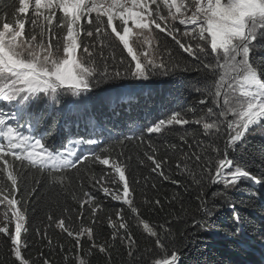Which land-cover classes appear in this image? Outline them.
<instances>
[{"label": "snow or ice", "instance_id": "obj_1", "mask_svg": "<svg viewBox=\"0 0 264 264\" xmlns=\"http://www.w3.org/2000/svg\"><path fill=\"white\" fill-rule=\"evenodd\" d=\"M5 12L0 17V236L9 242V256L15 264H53L42 253L36 259L23 254L29 247L27 241L22 244V232H27L29 223L28 204L38 187L83 189L86 179L105 197L127 205L129 215L125 216L123 208L115 211V219L109 214L110 242L96 243L94 225L103 204L91 191L77 195L73 190L71 198L78 207L59 206V215L46 217L48 227L54 225L70 238L71 247L55 245L65 253V264H89L81 255L68 254L81 250L84 236L90 244L85 255L93 249L109 254V248L119 243L135 264H179L181 249L171 228L144 220L135 206L132 184L140 180L128 178L132 157L122 150L127 141H138L137 148L142 145L146 150L137 153V165L148 166L151 173L169 181L164 165L171 156L159 159L150 138L176 126L196 124L204 137L180 131L179 145L171 144L168 149L179 156L177 171L190 177L198 189L201 218H192L194 226L204 227L213 215L206 187L223 186V192L212 194L215 197L246 181L264 195V177L229 156L254 128L264 125V57L254 55L258 44L264 49V0H14L5 5ZM161 34L165 41L159 39ZM167 38L177 46L179 56L168 47ZM185 56L188 59L181 61ZM189 68L205 85L196 89L204 97L199 104L211 105L202 116L190 120L186 117H196L195 110L172 111L100 152H80L81 145L97 144L91 138L72 141L62 149L50 147V133L39 128L46 112L31 111L34 103L45 98L48 107H54L61 93L80 97L102 84L147 80ZM89 162L108 171L86 177L82 169L92 171ZM30 170L40 178H30ZM170 182L181 184L180 180ZM184 187L189 190L188 185ZM142 203L161 205L158 198H145ZM83 217L91 219L93 226L84 227ZM133 220L152 239V249L140 252L136 247ZM74 221H80L75 230L71 227ZM47 233V228L35 229L36 236L47 240L52 250Z\"/></svg>", "mask_w": 264, "mask_h": 264}, {"label": "trees", "instance_id": "obj_2", "mask_svg": "<svg viewBox=\"0 0 264 264\" xmlns=\"http://www.w3.org/2000/svg\"><path fill=\"white\" fill-rule=\"evenodd\" d=\"M12 3L14 0H0V17L6 14L5 5ZM10 12L11 9H7L9 21L12 19ZM159 39L165 41L163 34ZM261 42L264 43V41ZM166 43L179 56V50L171 38H167ZM257 48L255 57H264V49L260 48L259 44ZM117 51L119 54V49ZM124 55L126 56L127 53L125 52ZM184 59L188 58L181 57V61ZM183 66L181 63L182 68ZM135 80L137 79L114 81L92 89L85 94L89 100L88 105L78 107L81 109L73 113L62 112L59 108H49L46 101L33 104L31 106L33 113L46 112L39 128L41 131L50 133L47 139L48 145L54 149H62L72 141L91 138L96 139L97 144L81 145L80 152H100L101 149L123 139L124 136L138 134L141 127L146 128L150 123L170 115L172 111L195 110L196 117L192 115L186 117L192 120L202 116L206 108L211 106L199 104L204 97L196 89H202L205 85L200 75L192 68L186 72L177 71L168 76L150 77L145 80L146 86L143 87V91L117 93L110 102L105 99L111 90L123 84H133ZM117 90L121 88L115 91ZM180 131H186L189 136L195 135L204 139L201 135L202 129L196 124L185 125L182 129L176 126L163 135L152 134L150 138L158 150L156 155L159 159L171 156L168 163L164 165L165 173L170 176V180H180L179 186L171 183L170 180H163L158 174L151 173L150 167L137 165V153L146 150L142 145L137 148L138 141H127L122 149L126 156L132 157L128 178L140 180L139 184L133 183L132 187L136 190L134 204L139 207L141 217L152 224H165L171 228L172 236L181 249L179 264H264V195L260 194L258 186L241 181L230 188L225 195L215 197L212 194L223 192V186L206 187L208 206L212 208L213 215L207 219L204 227L192 224V218L197 220L201 218V213L198 211L199 201L196 199L198 189L190 177L177 171L176 163L179 156L173 155L168 150L171 144L179 145L178 132ZM229 156L246 165L253 174L264 177V125L254 128L245 143L235 152H230ZM89 166L92 167L90 162ZM82 171L88 177L93 173L99 176L108 169L97 164L92 167V171L87 169ZM28 174L30 178H40V174L35 170H30ZM145 178H147L146 183ZM153 184L155 188L152 187ZM185 185H188V191H185ZM73 190L77 195H80L82 191H91L95 194L97 201L103 204V210L97 213L99 222L94 225L96 243L110 242L112 229L107 224L109 214L115 219V211L123 208L125 216L129 215L127 205L105 197L101 191L92 188L87 179L83 189L70 186L68 190H62L41 185L28 204L29 223L27 232H22V244L27 241L29 245L26 250H23L26 257L36 259L42 253L53 264H65L63 260L65 253H62L55 245L59 242L71 247L70 238L54 225L48 227L49 222L46 217L50 213L59 215V206L78 207L71 198ZM145 198L150 201L158 198L161 205H144L142 201ZM232 205H235V208ZM237 215L239 220L236 219ZM82 219L84 227L93 226L92 220L88 217ZM132 225L133 235L137 241L136 247L140 249V252L144 249H152L153 241L144 232L142 226L137 227L135 220L132 221ZM79 226L80 221H74L71 225L74 230ZM37 227H40L42 231L45 228L48 229V237L53 241L52 250L47 247V240L36 236ZM81 240V250L68 253L69 255L73 257L81 255L89 264H135V261L128 256L127 249L119 243L109 248L110 255L95 249L90 255H85L90 244L86 236ZM9 246V242L0 236V264H15L14 257L9 256ZM153 258H159V255ZM37 264H40V261H37Z\"/></svg>", "mask_w": 264, "mask_h": 264}, {"label": "rangeland", "instance_id": "obj_3", "mask_svg": "<svg viewBox=\"0 0 264 264\" xmlns=\"http://www.w3.org/2000/svg\"><path fill=\"white\" fill-rule=\"evenodd\" d=\"M153 43H154V41H153ZM134 47H135V45H134ZM145 86L146 85L144 84L140 89H137V90L121 89V90L115 91L116 89H119L120 86H118L114 90H111L109 93H107V94H109V96L105 97V99L110 102L112 97L117 95V93H134L135 91L139 92V91H143V89H144L143 87H145ZM85 94H87V93H83L80 97H73L71 95L61 93L60 96H59V101L60 102L58 104L54 105V107H52V108H55V109L59 108L60 111H62V112L73 113L76 110H80L81 109V108H78V107H83V106H87L88 105L89 100H88L87 97H85ZM44 101L47 102L46 98L44 100H41L40 103H42ZM38 103H36V104H38ZM47 104H48V102H47ZM0 106H2V105H0Z\"/></svg>", "mask_w": 264, "mask_h": 264}, {"label": "water", "instance_id": "obj_4", "mask_svg": "<svg viewBox=\"0 0 264 264\" xmlns=\"http://www.w3.org/2000/svg\"><path fill=\"white\" fill-rule=\"evenodd\" d=\"M144 83H146L145 80H135L133 84H123L119 88L126 89V90H136V89L141 88L144 85ZM131 85H134V86H131Z\"/></svg>", "mask_w": 264, "mask_h": 264}]
</instances>
